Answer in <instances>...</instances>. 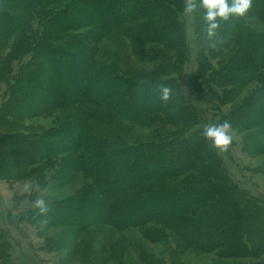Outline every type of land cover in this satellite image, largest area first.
<instances>
[{"label":"trees","instance_id":"16d2710c","mask_svg":"<svg viewBox=\"0 0 264 264\" xmlns=\"http://www.w3.org/2000/svg\"><path fill=\"white\" fill-rule=\"evenodd\" d=\"M189 2L197 4L192 12ZM204 11L199 0H0V128L13 129L0 134V163L37 177L38 189L51 160L53 182L78 174L77 191L55 201L63 213L54 223L89 215L90 224L69 225L139 228L148 239L175 237L174 249L264 264V201L203 135L226 121L264 141V0H250L243 16L217 18L211 38ZM113 32L147 65L128 67L115 50L97 59V43ZM223 50L224 63H212L210 54ZM251 84L244 110L230 106ZM42 116L51 120L47 130L17 129ZM14 250L0 231V264H13Z\"/></svg>","mask_w":264,"mask_h":264},{"label":"rangeland","instance_id":"374dc122","mask_svg":"<svg viewBox=\"0 0 264 264\" xmlns=\"http://www.w3.org/2000/svg\"><path fill=\"white\" fill-rule=\"evenodd\" d=\"M187 35L189 40L192 39L189 27H187ZM97 47V59L102 62L106 61L102 60L103 57L109 60L110 50H115L121 62L126 63L128 67L147 65L136 61V52L128 47L119 32H113L112 35L101 39ZM225 54L226 50L215 53V56L210 54V60L214 64L224 63ZM231 65L232 63L229 64ZM190 72L189 67L183 80L187 94L192 91L189 82ZM252 85L243 88L240 95L235 96L229 105H237L240 110H244L239 105ZM14 104L18 106L16 97L11 102V106ZM16 108L19 109V106ZM11 116H14L12 112ZM205 121L209 122V119L206 117ZM49 124L51 120L42 116L30 121L17 122V129L25 132H32L33 128L47 130ZM135 129L138 128L135 126ZM12 130L9 127L0 128V134ZM142 132L145 133L146 130ZM255 133L257 131L235 132L229 128L231 141L221 152L230 156L229 159L226 158L225 163L239 184L247 192L264 201V141L259 139V143L256 142L252 137ZM63 135L66 134L63 132L55 138L56 145L60 146L64 139ZM253 142H256L255 146ZM247 147H253L252 153L245 152L244 149ZM54 155L55 158L58 157ZM5 158L6 156L0 161ZM55 163V160H51L50 165L47 164L48 168L38 176L41 178V183L38 185L40 189L35 187L37 177H28L26 174L16 175L12 169L7 171L0 163V231H5L14 243L15 250L11 256L13 264H238L242 261L222 256L218 252L203 253L187 248L174 249V243L178 242L175 237L166 242L160 241L157 236L148 239L139 228L116 230L104 225L92 228L87 226L86 229L78 231L76 230L79 229L78 227L69 225L73 220L77 224L88 225L89 215L80 219L79 215L75 217L74 214V216H66L65 222L61 220L59 223H54L58 221L57 217L60 216L58 213H63L55 201L71 197L80 186L78 185L80 179L76 178L78 174L73 173H69L65 183L53 182V173H59L56 171L58 164ZM34 169L36 165L28 167V170ZM39 200L48 201L46 205L48 210L44 216H40L39 211L35 210Z\"/></svg>","mask_w":264,"mask_h":264},{"label":"clouds","instance_id":"9594fccd","mask_svg":"<svg viewBox=\"0 0 264 264\" xmlns=\"http://www.w3.org/2000/svg\"><path fill=\"white\" fill-rule=\"evenodd\" d=\"M250 6V0H231V3L226 0H199V7L203 8V19L206 23V36L211 38L216 29L219 27L217 18L227 20L229 16H243ZM197 8V4L189 2L186 5V11L192 12ZM169 98V89L163 87L161 89V99L167 101ZM230 125L224 122L218 125L208 126L203 135L211 142L213 148L221 151L225 150L231 141V136L228 134ZM40 212H47V207L43 200L37 201Z\"/></svg>","mask_w":264,"mask_h":264}]
</instances>
